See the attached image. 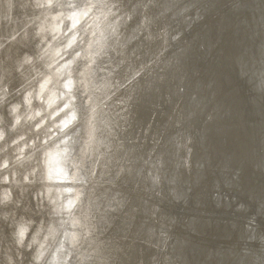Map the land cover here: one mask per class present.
<instances>
[{
    "label": "clouds",
    "instance_id": "clouds-1",
    "mask_svg": "<svg viewBox=\"0 0 264 264\" xmlns=\"http://www.w3.org/2000/svg\"><path fill=\"white\" fill-rule=\"evenodd\" d=\"M0 264H264V0H0Z\"/></svg>",
    "mask_w": 264,
    "mask_h": 264
}]
</instances>
